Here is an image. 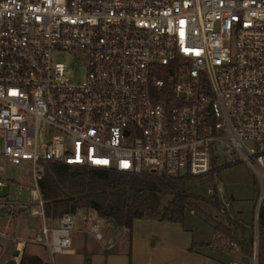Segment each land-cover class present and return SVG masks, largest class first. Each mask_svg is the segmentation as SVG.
<instances>
[{"label":"built area","instance_id":"obj_1","mask_svg":"<svg viewBox=\"0 0 264 264\" xmlns=\"http://www.w3.org/2000/svg\"><path fill=\"white\" fill-rule=\"evenodd\" d=\"M48 160L203 176L214 163L245 162L258 187L241 264H259L264 0H0V204L8 166L28 161L27 206L41 218L32 237L0 229L19 250L7 263L20 264L31 242L53 264L74 252L75 213L55 225L46 217L39 182ZM90 230L104 237L98 222Z\"/></svg>","mask_w":264,"mask_h":264},{"label":"trees","instance_id":"obj_2","mask_svg":"<svg viewBox=\"0 0 264 264\" xmlns=\"http://www.w3.org/2000/svg\"><path fill=\"white\" fill-rule=\"evenodd\" d=\"M231 165L214 163L207 175L214 176L215 172L220 173L222 168ZM202 177L189 171L182 174L154 170L126 172L48 160L39 185L45 200L46 217L51 224L66 212L75 213L86 208L93 209L100 218L113 221L121 230L126 228L129 235L134 220L142 217L179 221L186 229L194 231L187 220L193 219L199 209L212 218L215 231H218L213 241L194 238L191 249L219 240L227 243L235 240L243 255L251 254L252 238L247 236V226L230 214L226 202L220 197L218 185L213 184L211 194L189 188V185L201 187ZM205 205L215 210L214 215ZM220 213L224 215L219 219ZM26 245L20 264H47L42 255L28 251ZM259 246V264H264V201L259 210ZM88 263L86 258L85 264Z\"/></svg>","mask_w":264,"mask_h":264},{"label":"rangeland","instance_id":"obj_3","mask_svg":"<svg viewBox=\"0 0 264 264\" xmlns=\"http://www.w3.org/2000/svg\"><path fill=\"white\" fill-rule=\"evenodd\" d=\"M64 60L72 65V68L77 73L80 72V63L76 60L74 55L71 53H65L62 55ZM74 79V78H73ZM6 178L8 179V185L3 189V193L8 194L2 198L0 204V229L7 232L9 235H20L23 237L35 236L39 233L41 225V218L33 215L30 212V208L27 203L31 202L30 199V188L34 184L32 177L31 164L28 161H24L20 164H11L6 170ZM201 187H194L189 185V188L196 189L202 193L211 194L213 192V184L218 185L220 197L226 202L228 210L232 216H235L240 221H246L249 223L247 236H253V228L255 223V212L257 207V187L258 179L253 169L245 162H239L228 167H224L220 170V173L215 172L214 176L205 175L201 178ZM23 187V188H22ZM22 188V189H20ZM208 212L214 215V211L208 205H205ZM82 208L81 211H84ZM193 211V210H192ZM94 218L91 223L98 222L100 229L104 233L103 228L107 225L104 222L108 221L103 218H97L95 211H92ZM80 212L78 216H80ZM224 214L220 213L218 218L220 219ZM211 217H207L205 213H201L197 209V213L193 219L189 218L187 223L193 227L195 232V239L210 240L213 241L217 236L218 230L215 231V222L211 220ZM242 221V222H243ZM244 223V222H243ZM103 243H108L107 238L101 239ZM232 241V240H231ZM16 241H12L9 238H0V264H6L7 259L11 257L15 251ZM22 242H19L21 247ZM212 246L227 249V251H219V259L222 260V264H227L228 261H236L241 264L243 253L238 249H231L230 242L217 241L211 244ZM26 249L30 252H36L44 257L45 262L52 263L46 248L38 243H28ZM68 257L67 254L57 253L55 254V260L57 264H64V260ZM50 263V262H49ZM45 264V263H43Z\"/></svg>","mask_w":264,"mask_h":264},{"label":"crops","instance_id":"obj_4","mask_svg":"<svg viewBox=\"0 0 264 264\" xmlns=\"http://www.w3.org/2000/svg\"><path fill=\"white\" fill-rule=\"evenodd\" d=\"M92 211L85 208L75 212L74 252L67 254L64 264H85L86 258L89 259L88 264H222L218 253L227 251L212 245H196L191 249L194 231L186 229L179 221L156 217L136 218L131 235L126 228L118 234L117 226L110 221L103 228L104 237L109 242L103 243L90 230L94 218ZM58 221L55 220L54 225ZM243 222L248 229L249 223Z\"/></svg>","mask_w":264,"mask_h":264},{"label":"water","instance_id":"obj_5","mask_svg":"<svg viewBox=\"0 0 264 264\" xmlns=\"http://www.w3.org/2000/svg\"><path fill=\"white\" fill-rule=\"evenodd\" d=\"M117 231H118V234L121 232V228L119 226H117ZM18 253H19V250L15 249L14 254H18ZM243 260L248 262L249 261V257L247 255H244L243 256ZM7 264H16V263H15L14 259H11Z\"/></svg>","mask_w":264,"mask_h":264},{"label":"bare ground","instance_id":"obj_6","mask_svg":"<svg viewBox=\"0 0 264 264\" xmlns=\"http://www.w3.org/2000/svg\"><path fill=\"white\" fill-rule=\"evenodd\" d=\"M22 242V245H23V241H21ZM23 247V246H22Z\"/></svg>","mask_w":264,"mask_h":264}]
</instances>
